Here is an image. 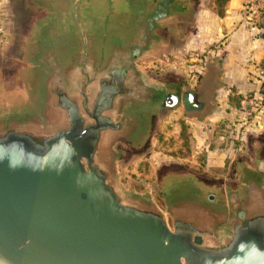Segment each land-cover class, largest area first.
I'll list each match as a JSON object with an SVG mask.
<instances>
[{"label":"water","instance_id":"95a60500","mask_svg":"<svg viewBox=\"0 0 264 264\" xmlns=\"http://www.w3.org/2000/svg\"><path fill=\"white\" fill-rule=\"evenodd\" d=\"M27 5L28 92L0 104V264H264L260 140L228 177L164 174L161 204L120 178L162 112L199 106L180 77L141 65L187 0Z\"/></svg>","mask_w":264,"mask_h":264},{"label":"rangeland","instance_id":"374dc122","mask_svg":"<svg viewBox=\"0 0 264 264\" xmlns=\"http://www.w3.org/2000/svg\"><path fill=\"white\" fill-rule=\"evenodd\" d=\"M28 8L27 0H0L2 110H9L11 102L28 92L25 87L28 67H25L26 58L21 54L23 43L25 48L28 47L26 38L30 32L32 34L34 25V18H28ZM29 23L31 28L28 31ZM176 44L169 49H160L155 56L142 61L141 65L151 76L169 74L184 80L187 78L186 82L193 88L204 72L202 54H189L182 48L181 42ZM216 78L215 68L208 65L198 83L199 106L190 111L202 118L186 116L180 105L162 112L147 145L119 163L122 182L133 185L136 190L149 188L155 201L161 204L159 181L164 174L182 170L181 174L190 178L195 177L194 174L217 178L225 176L226 166L229 171L230 157L248 158L252 154V140H260L263 144L261 149L264 150L261 128L264 126V113L260 112L264 104L262 108L259 106L252 111L241 107L229 108L228 94L224 88L214 92ZM260 90L263 88L260 87Z\"/></svg>","mask_w":264,"mask_h":264},{"label":"crops","instance_id":"0c3cea01","mask_svg":"<svg viewBox=\"0 0 264 264\" xmlns=\"http://www.w3.org/2000/svg\"><path fill=\"white\" fill-rule=\"evenodd\" d=\"M253 1L220 0L216 3L215 0H187V9L166 44V49H169L181 42L189 54L200 52L198 54H202L205 63L202 64L204 72L197 82L204 77L207 66L212 65L217 76L214 92L224 88L226 94L231 91L241 96L249 93L242 96L238 107L251 111L255 108L242 103L248 96L256 98L260 108L264 104V92L260 91L256 76V69L264 66V15L254 23L243 9ZM260 112L264 113V107ZM261 128L264 133V126ZM232 160L230 157L229 161ZM228 174L226 166L225 177Z\"/></svg>","mask_w":264,"mask_h":264},{"label":"built area","instance_id":"2783aa9c","mask_svg":"<svg viewBox=\"0 0 264 264\" xmlns=\"http://www.w3.org/2000/svg\"><path fill=\"white\" fill-rule=\"evenodd\" d=\"M245 12L250 15L249 20L252 22H257L261 16L264 15V0H255L249 4H247L244 8ZM257 79L261 84H264V69L257 68L256 69ZM242 103L250 105V107L258 108L259 102L254 97H247L242 101Z\"/></svg>","mask_w":264,"mask_h":264},{"label":"trees","instance_id":"16d2710c","mask_svg":"<svg viewBox=\"0 0 264 264\" xmlns=\"http://www.w3.org/2000/svg\"><path fill=\"white\" fill-rule=\"evenodd\" d=\"M220 0H215L216 3H218ZM260 68L264 69V66H261ZM259 81V80H258ZM260 87L263 88L264 84H261L259 81ZM261 91V90H260ZM263 91V90H262ZM264 92V91H263ZM252 97V96H251ZM242 96L238 93H234L231 91L227 96V104L229 107H238L239 101L241 100ZM256 99V98H255Z\"/></svg>","mask_w":264,"mask_h":264},{"label":"flooded vegetation","instance_id":"af4514ba","mask_svg":"<svg viewBox=\"0 0 264 264\" xmlns=\"http://www.w3.org/2000/svg\"><path fill=\"white\" fill-rule=\"evenodd\" d=\"M0 32H1V30H0ZM156 77H159V76H156ZM198 83L199 82H197L195 85V87H193V88H191L192 90H196L197 89V86H198ZM180 85H181V87H184V86H187V87H189L188 86V83L186 82V79L184 80V79H182V78H180ZM180 106H181V108H182V111H183V113L186 115V116H189V117H196V116H198V115H195V114H193L191 111H190V109H193V108H196L195 106H192V107H190V108H185L182 104H179Z\"/></svg>","mask_w":264,"mask_h":264},{"label":"clouds","instance_id":"9594fccd","mask_svg":"<svg viewBox=\"0 0 264 264\" xmlns=\"http://www.w3.org/2000/svg\"><path fill=\"white\" fill-rule=\"evenodd\" d=\"M250 243H252V244H253V246H255V242H250Z\"/></svg>","mask_w":264,"mask_h":264}]
</instances>
